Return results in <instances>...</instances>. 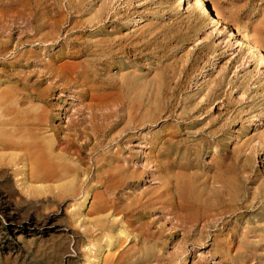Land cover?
<instances>
[{
  "label": "rangeland",
  "instance_id": "1",
  "mask_svg": "<svg viewBox=\"0 0 264 264\" xmlns=\"http://www.w3.org/2000/svg\"><path fill=\"white\" fill-rule=\"evenodd\" d=\"M179 1L91 2L93 9L102 8L110 14L121 12L123 21L118 20L117 25L106 21V24L98 25L97 30L101 29L102 39H106L107 33L117 27L119 34L126 36L130 50L119 56L118 62L121 64L105 57L86 63L88 66L83 64V59L70 57L71 52L79 51L82 47L65 41L63 27L61 30H41L25 18L12 22L15 11L0 3V17L8 20L0 25V71L12 76H0L1 106L9 102L1 97L2 92L10 87L17 86L19 93H22L24 90L20 83H28L30 87L34 86L32 94L36 98L40 90L52 84L44 98L53 129L45 136L60 142L56 154L62 148H71V153L80 158L79 164L85 163L89 167L90 150L97 149L99 156L117 153L120 157H129L128 164L132 169L147 172L140 184L136 182L114 192L112 189L105 191L103 187L91 189L81 209V217L78 205L82 198L74 199L58 189L70 179L67 182H31L29 188L22 183V175L4 174L2 169L11 172V167L5 161L0 165V264H89L98 260H94L97 247L102 250L99 264H121L124 259L120 257L131 254L141 246L138 237L148 231L146 227L142 231L136 230L140 227L135 223L138 211L129 216L109 212L85 215L94 199L100 203L112 200L119 204L121 200L129 201L134 195L158 185L154 180L156 167L149 164L147 158L163 152V146L152 135L164 123L140 126V106L115 103L111 91L101 84L118 82V77L129 68L145 77L150 84L156 71L161 70L166 74L169 86L174 88L168 107L171 112L168 115L173 114L168 118L169 123L178 122L183 102L189 109H196L208 99L209 105L197 114L205 123L222 115L216 127L227 124L224 141L216 146L211 139L210 148L204 149L201 154V164L207 165L210 157L219 154L230 159L242 144L246 154L251 157L246 164L251 179L264 181V67L260 60L253 62V58L238 46L241 43L244 47L241 38L234 36L235 28L247 31L264 50V0H204L209 8H215L227 19V25L212 24L213 16L207 17L209 14L203 15L204 22L198 25V21L203 20L193 21L188 4L191 0H183L181 5ZM125 10H128L126 14ZM85 19L77 21L83 22ZM79 25L84 26L83 23ZM94 30L80 28L77 34L84 37L83 40H99L93 38ZM83 33L86 35L83 36ZM27 38L35 43L17 48L19 41ZM25 51L28 53L19 60V53ZM30 53L33 57L28 59L32 56ZM50 60H54L62 80H59L58 74L44 69V64ZM85 70L96 71L97 75L85 80L82 76ZM40 80L45 84L35 83ZM101 87L107 89L100 90ZM33 105L36 108L40 103L35 101ZM37 117L38 112L35 111L34 118ZM130 120L135 125L131 128L135 129L130 128ZM7 153L10 151L0 150V155ZM69 163L72 164V161L68 160ZM20 168L22 165L17 167ZM247 188L250 194L256 186L248 184ZM256 202L254 207L246 202L241 209L237 206L233 212L221 211L220 215L209 218L206 228L204 222L192 227L193 215L186 213L188 211L183 201H180L178 211L188 216L161 214L159 205L155 206L148 211L149 216L145 221L155 222L153 227H149L150 232L161 230L157 238V248L163 258L161 264H169L171 256L177 252L180 255L172 264H222L220 257L225 254V249H215V236L223 241L222 244L227 242L228 230L236 222L242 235L245 228L254 227L258 221L257 227H260L254 237L259 238L251 240L264 239V214L263 217L258 214V209L264 207V192ZM252 212L250 216L244 214ZM97 218L116 220L120 224L117 232L109 234L113 243L109 248L105 232L93 228ZM195 238L201 243L195 244ZM187 240L184 250L179 252L176 247ZM90 241L95 242L96 248L88 247ZM240 252L237 243L229 254L238 256ZM259 253L264 255V248Z\"/></svg>",
  "mask_w": 264,
  "mask_h": 264
},
{
  "label": "bare ground",
  "instance_id": "2",
  "mask_svg": "<svg viewBox=\"0 0 264 264\" xmlns=\"http://www.w3.org/2000/svg\"><path fill=\"white\" fill-rule=\"evenodd\" d=\"M94 1L101 2V0H0V3L4 5L3 7L15 11L12 22L25 18L30 24H34L37 26L36 28L41 30L45 28L59 30L63 27L65 29V41L72 45L80 44L82 47L79 51L71 52L70 57L83 59V64L88 66L86 63L105 57L118 62L119 56L125 54V51L129 53L130 50L127 47L126 36L119 34L117 27H114L111 33H107V38L102 39V30H97V26L106 21L111 25H117L119 21H123L121 12L110 14L102 8L93 9L91 2ZM182 1H179L180 5ZM188 4L191 9L190 13L194 18L193 21L203 20L198 21V25L203 24V15L205 14H209L207 17L213 16L212 24H228L227 19L215 8H209L204 0H191ZM126 12L128 10H125L124 14ZM83 18H86L83 22L77 21V19ZM7 21V19L0 17V25ZM82 23L84 26L79 25ZM80 28L96 29L93 38L99 40H83L84 37L82 38L77 34ZM85 33L83 36L86 35ZM234 36L241 38L244 47L241 43H238V46L253 58V62L257 63V60H260L264 67V50L257 45L253 37L247 31H241L238 28H235ZM33 43H35L34 40L29 38L20 40L17 48L19 45L26 47ZM26 53L28 52H20L18 59L24 58ZM32 57L33 54L28 59ZM53 61L50 60L45 63L44 69L47 72L58 74L59 80H62V74L59 69H56ZM118 63L121 64V62ZM95 75L97 72L93 70L90 72L85 70L82 73L85 80ZM138 75L134 69L129 68L125 74L118 77V82L101 84L107 86L108 90L111 91L110 94L115 103L122 105L127 103L129 106L138 104L140 106L142 113L140 126H152L161 121L164 123L161 129L152 135L163 146V152L157 155L152 154L147 158V162L156 167L157 173L154 175V180L157 181L158 185L134 195L129 201L121 200L119 204L112 200L100 203L94 199L85 215L109 212L108 214L112 215L121 213L123 216H129L138 211V220L135 223L139 224L140 227L136 230L142 231L146 227L148 233H140L142 235L138 237V244L141 246L131 254L120 257L124 259L121 264H161L163 258L157 248V238L161 235V230L149 231V227H153L155 223L145 221L149 216V210L159 205L158 209H160L161 214H172L175 217L188 216L187 214L182 215L183 213L178 211L180 201H183L184 207L188 211L186 213L193 215L194 224L192 227L204 222V228H206L209 218L220 215L221 211L233 212L237 206L241 209L243 203L246 202L250 203L252 207L256 206L258 203L256 201L264 192V181L251 179L246 166L251 157L246 154L242 144L235 149L234 155L230 159L219 154L210 157L207 165L201 164L203 150L210 148L211 142L219 146L224 141L223 138L228 131L227 124L216 127L220 123L222 115L220 114L214 119L211 118L209 122L205 123L206 121H201L197 114L209 105L208 99L202 104H198L196 109H189L183 102L180 106L181 112L177 118L178 122L169 123L168 118L173 114L168 115L171 113L168 107L173 98L172 91L174 88L169 86L166 74L161 70L156 71L152 84L146 81L145 77ZM0 76L12 78L5 71H2ZM35 83L45 84L43 80ZM20 84L24 90L22 93H19L17 86H13L4 90L1 97L2 100H9L7 104H2V106L0 104V150L10 151V153L0 155V165L7 161L5 164L11 167L10 173L6 169H2L5 175H15L16 177L22 175V183L27 187L30 186L31 182H67L70 179L58 189H62L66 195L72 196L74 199L82 198L78 205L80 214L89 198L91 189L94 187H103L106 189L105 191L112 189L114 192L121 188L130 187L136 182L140 184L144 176L147 175L145 170L132 169L128 164L129 157H120L121 155L117 153H112L110 156H99L97 149H92L87 162L89 167H86L85 163L79 164L80 158L71 153V148H62L60 153L56 154L60 142L55 139H47L45 136L47 132L53 129L48 113V104L44 98L49 94L52 84L40 90L36 98H33L32 94L34 86L30 87L28 83L26 85ZM105 89L107 88H100V90ZM35 101H38L40 106L35 108L33 105ZM35 111L38 112L37 118H34ZM129 125L130 128L135 126L132 125L131 120ZM199 126L201 127L199 128ZM131 129H135V127ZM58 159L61 162L56 161ZM68 160L72 161V164H67ZM20 165L22 168L17 169ZM248 184L256 186L250 194L247 188ZM258 210H260L258 214L263 217L264 207ZM253 213L244 214L250 216ZM258 223L257 221V224L255 223L252 228H245L241 235L239 225L237 227L236 224L238 223L236 222L235 226L228 230V241L223 244V241L215 236V249L219 250L221 247L225 249V254L220 257L222 264H248V262L249 264L252 262L264 264V255L259 253V250L264 248V239L251 240V238H259L254 237V233L260 227H257ZM119 226L120 224L116 220L97 218L93 228L105 232L104 236L108 238L107 247L109 248L113 246L109 234L117 232ZM194 236L192 235V237ZM196 239L194 243L200 244L201 240ZM187 242L188 240L180 247H176L179 252L184 250ZM237 243L242 252L238 256H231L229 252L236 247ZM88 247L96 248L95 242L90 241ZM101 254L102 250L97 247L94 252V260H98L89 264H99ZM179 255L178 252L174 253L169 264H172V261L176 260Z\"/></svg>",
  "mask_w": 264,
  "mask_h": 264
}]
</instances>
